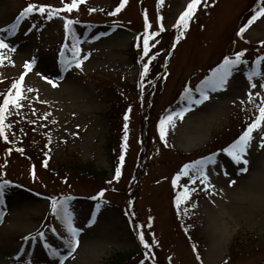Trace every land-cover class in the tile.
Wrapping results in <instances>:
<instances>
[{"label": "rangeland", "instance_id": "obj_1", "mask_svg": "<svg viewBox=\"0 0 264 264\" xmlns=\"http://www.w3.org/2000/svg\"><path fill=\"white\" fill-rule=\"evenodd\" d=\"M31 1L63 6L62 0H0V29L15 23ZM86 1L78 10L61 12L51 19L46 13L33 11L18 21L13 34L0 32V37L16 49L0 50L8 57L0 65V79L5 86L12 85L26 72L24 64L34 59L36 63L24 80L26 99L20 101L19 109L9 106L5 121L41 126L43 135L52 142L55 161L75 156L83 163L93 162L106 177L89 179L36 169L0 141V182L13 181L4 186L0 200V264H60L45 245L67 255L69 249L62 239L69 234L61 216L53 225L43 226L54 194L68 198L74 226L81 229L79 245L64 264H111L117 253H138L141 232L155 248L158 264H264V123L252 133L246 166L235 163L225 152H217L215 163L204 165L212 187L196 178L198 173L193 170L190 176L196 178L195 183L188 179L193 190L190 199L179 206L169 182L182 160L216 147L219 134L234 128L240 113L258 110L260 97L254 93L264 96L260 87L264 78L257 76L249 82L250 70L237 68L226 88L209 90L207 101L192 105L183 119H175V127H168L167 146L151 135L147 143V137L142 138L145 126H141L136 88L140 61L146 63L166 50L169 31L189 0H127L119 12L115 9L121 0ZM253 1L202 0L164 70L166 78L155 95L151 114L157 115L186 84L198 82L204 69L223 54L264 41V17L242 36L235 33ZM64 17L74 20L71 31L65 29ZM115 20L119 22L115 24ZM143 24L146 34L156 35L148 37L147 55L137 51L141 54L135 60L131 44L136 39L135 29ZM74 44L81 49L82 63L80 67L73 63L65 71L64 62L71 59ZM259 71L264 73V65ZM251 83L257 88L252 89ZM29 88L33 91H27ZM249 92L253 93L252 101L248 100ZM120 132L124 159L116 179L108 142L112 138L118 142ZM12 146L23 149L20 144ZM242 167L247 171L242 172ZM138 174L142 176L134 206L139 232L127 214L131 207L127 189ZM95 193L103 195L95 200L84 197ZM190 209L198 247L185 237ZM132 262L131 258L122 264ZM142 262L156 264V259L149 254Z\"/></svg>", "mask_w": 264, "mask_h": 264}, {"label": "snow or ice", "instance_id": "obj_2", "mask_svg": "<svg viewBox=\"0 0 264 264\" xmlns=\"http://www.w3.org/2000/svg\"><path fill=\"white\" fill-rule=\"evenodd\" d=\"M85 0H70V2H63V6L60 8L53 7L51 5H37V4H29L27 5L23 11L20 13L19 16L16 17V20L19 21L22 17L27 16L28 14L32 13L33 11H38L41 14L47 13V18L51 19L53 16L60 15L61 12H72L73 10H78V6L81 3H84ZM162 2V0H161ZM127 3V0H121L120 5L115 9L116 12H119L121 8L124 7V5ZM202 3V0H189L187 3L186 9L180 14L179 19L177 21L176 26L178 28L187 29L189 26V21L192 19L195 11L197 10L198 6ZM96 9H90V11H95ZM264 17V6L260 7L258 11L255 12L254 15L251 16V18L248 20L247 24L244 25L239 31L240 34H243L246 29L253 24L258 18ZM65 19V29L71 31V26L74 23L72 19H68L67 17H64ZM145 19H147V15L145 13ZM162 19V18H161ZM17 28V24L13 23L7 27V29H0V32L7 31L9 35L13 34L14 31ZM161 30H163V26L161 25ZM156 33H147L144 40H143V51L144 54L147 55L149 50V39L148 37L154 36ZM183 35V31L181 30L180 35L177 36V40L180 39V37ZM264 43V42H262ZM9 50V51H16L14 47H11L8 43L5 42V39L3 37H0V50ZM74 60L72 62H64V70L66 71L67 68L71 67L72 63H75L76 67L81 66V59L80 53L81 49L78 45L74 44L72 48ZM63 56V53H61ZM244 56V51L236 52L234 54V58L225 57L223 60V63L220 64L212 73L210 77H207L201 84V87L197 88L196 91L199 93L198 98H194L192 94L191 88L185 89V96L187 101V106L180 108L179 111H173L170 114L166 115L160 120L159 123V133H160V139L165 142V146H167V130L168 127H175V119H183L185 113L189 110H191L192 105H200L203 104L205 101L209 99V90L216 91L217 89H224L227 86L228 78L232 75V72L237 65H241L244 63H247V61L242 60V57ZM87 56H84L83 59H87ZM8 59L7 56H5L3 51H0V65L3 64L4 60ZM261 62H264V56H258L256 58V64L257 66L260 65ZM14 63V62H13ZM36 63V61L33 59L29 62H26L24 64V67L26 69V72L21 74L19 79L14 81L11 85V87L8 89V92L3 95L2 103H0V137H3L5 141H7L9 138L5 133L6 128L9 127L5 123L6 119V113L9 112V106H14L15 109H19L22 107L20 101L22 99H26V97L23 96L24 91V80L25 76L27 75V72H30L32 70L33 65ZM149 71L148 64L143 65V75H146ZM39 75V73H37ZM261 77L264 78V73L259 71V68L251 69L247 73V78L249 82H252L255 77ZM43 79L48 81L49 83H53V81L50 80L48 76H43ZM53 86H56L53 83ZM261 88H264V84L260 85ZM251 88L256 89L257 84L251 83ZM27 91L31 92L33 89H27ZM255 96L260 97V104L256 105L258 109V115L255 116V118L247 125L246 130L236 139L232 144H230L228 147L223 149L225 153L231 159L237 163V164H243L247 165L248 160L245 158L247 154V149L249 147L250 141L252 140V133L254 130L261 128L262 123H264V96H261V93L259 91H256ZM253 99V93H248V100L252 101ZM125 121L128 120V116L125 115ZM125 140H127V124H125ZM126 147V145H125ZM261 147H264V143L261 144ZM22 151V149H20ZM124 157L121 156L120 160L123 161ZM208 162L215 163L214 156H210L207 158H204L203 160L196 161L191 164H185L183 166V169L177 173L176 178L173 180V184L175 185L177 181L180 179L181 176H189V179L195 183V179L199 178L201 179L202 183L207 184L208 187H212V185L208 184V177L207 174L204 171V165ZM46 166V165H45ZM195 169L196 173H198V177L194 178L190 176V170ZM242 172H246L247 168L242 167L240 169ZM121 175L120 168L118 167L116 169V175L115 178L119 179ZM10 183L9 181H2L0 182V200H2L4 196V186ZM232 183H235V181H232ZM193 190L190 189L187 184H185L182 188V191L177 195L176 197V203L179 206L182 202L187 201L190 199L191 192ZM100 196L103 195V193L99 194ZM68 198L67 197H52L51 198V208L54 213H57L61 216V219L64 221V226L67 230V233L69 234L65 243L67 245V248L69 249L67 255L61 254L56 249L52 248L51 245H45L49 249V254L58 257L60 264H64V261L68 260L69 257L73 255L75 252L77 246L79 245V233L81 232V229L74 226L73 221V215L68 209L67 204ZM96 208H100V204L97 203ZM94 220H90V223H94ZM39 236H43V233H38ZM28 239V238H25ZM139 239L141 243L144 245L146 249H151L152 245L145 240L143 232L139 234ZM146 256L149 255L148 253L145 254ZM199 258V257H197ZM143 264V262H141Z\"/></svg>", "mask_w": 264, "mask_h": 264}, {"label": "trees", "instance_id": "obj_3", "mask_svg": "<svg viewBox=\"0 0 264 264\" xmlns=\"http://www.w3.org/2000/svg\"><path fill=\"white\" fill-rule=\"evenodd\" d=\"M258 49L264 50V48H254V49L244 48L240 51H244V55H250V54H255L256 50H258ZM161 77H162V73L160 70V73H158L155 77V83L150 86V89L147 88V90L145 92H141V94L147 95L148 98L152 97L154 92L157 90V88L160 84ZM187 88H191L192 90L194 89L192 86L191 87L188 86ZM193 92H194V90L192 91V94H194ZM4 94H6V90L0 91V103H2ZM182 96L183 97L185 96V91L183 92ZM179 100H181V99H179ZM141 108H142L143 114L147 115L149 117V111L146 108V105H143ZM165 113H166L165 111L162 112V115H165ZM111 115H112V113H111ZM154 119H155V116H152V120H154ZM242 121H244V122H242ZM238 123L234 126V128H232V129L229 128L227 131H224V132L219 134V137L217 138V139H219L218 144L224 143V142H232V141L238 139V137L241 135L242 131L244 130V127L247 124V119L246 120L241 119ZM16 125L17 126L15 129H13V131L17 135L18 138L22 139L24 142H28V139H29V141L32 140L31 136H33V133L35 132L34 130H36V128H34L32 126L27 127L26 123L22 122V121L16 122ZM10 134H11V132H10ZM0 141L3 144L7 145V142L3 139V137H0ZM109 148L112 151H114V149H115L113 146L112 140L109 143ZM22 155H23V157L30 158L37 166H39L43 169H46V170H53V169L54 170H56V169L57 170H68L70 172L78 174L81 177H88L89 179H102L105 176V173L103 171H98L92 162L83 163L78 158H75V157L69 159L68 161H62V162L56 161L54 164L52 156L48 150V147L45 145H39V144L31 145V148H29L27 151L23 152ZM147 251H148V249H146L140 241V249H138V252L141 253L143 256V254ZM136 252L137 251H134L133 253L132 252L131 253H123V252L119 253L112 260L113 264H122V263H124L125 260L127 262H129L131 260V258L133 261L131 264H133V263L135 264L137 260L133 259V258H135Z\"/></svg>", "mask_w": 264, "mask_h": 264}]
</instances>
